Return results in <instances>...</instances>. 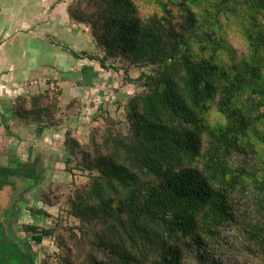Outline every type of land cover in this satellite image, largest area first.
Listing matches in <instances>:
<instances>
[{
  "label": "trees",
  "instance_id": "16d2710c",
  "mask_svg": "<svg viewBox=\"0 0 264 264\" xmlns=\"http://www.w3.org/2000/svg\"><path fill=\"white\" fill-rule=\"evenodd\" d=\"M69 15L102 53L88 58L125 62L141 92L88 141L66 133V171L89 178L65 198L75 223L23 226L25 241L0 220V264H38L31 246L48 239L43 264H224L213 250L238 223L236 199L264 212V0H74ZM60 95L20 96L14 114L56 128ZM249 235L264 255L262 224Z\"/></svg>",
  "mask_w": 264,
  "mask_h": 264
},
{
  "label": "crops",
  "instance_id": "0c3cea01",
  "mask_svg": "<svg viewBox=\"0 0 264 264\" xmlns=\"http://www.w3.org/2000/svg\"><path fill=\"white\" fill-rule=\"evenodd\" d=\"M73 1L34 0V8L25 1L23 11L17 0L0 3V178L7 174L12 186L37 177L30 158H51L50 129L24 126L14 114L17 98L48 90L50 80L84 107L101 97L94 80L102 69L88 58L97 47L88 29L71 20ZM69 74L71 81L63 78Z\"/></svg>",
  "mask_w": 264,
  "mask_h": 264
},
{
  "label": "rangeland",
  "instance_id": "374dc122",
  "mask_svg": "<svg viewBox=\"0 0 264 264\" xmlns=\"http://www.w3.org/2000/svg\"><path fill=\"white\" fill-rule=\"evenodd\" d=\"M17 1L22 11L23 6H26L25 1L29 2L30 7L34 6V0ZM11 2L12 0H0L1 4ZM18 10L20 11V7ZM33 10L35 11V9ZM88 32L91 34V30L88 29ZM97 54L102 56V53L97 52ZM98 65L101 67L99 62ZM126 66L127 64L123 61H111L106 64L107 69L101 67L100 74L103 76L94 80L97 88H100L101 97L97 101L93 100L87 103V107H84L82 102L77 99H68V94H64L63 89L52 80L47 82L48 90L61 94L60 105L62 107V115L59 119L60 126L50 129L49 132L51 133V145L49 147L51 158H34V160L30 158L28 166L36 168L37 177L33 180L28 179L29 181L17 179L12 183L13 186L6 184L0 190V220L7 229L12 226L16 237L28 241L29 238L22 232L23 226L27 225L51 228L55 226L56 222L63 227L72 226L75 223L69 216L65 198L72 192L73 188L88 183L89 178L87 174L80 171L75 170L73 174L66 171L65 162L69 156L64 143L66 133L69 130L74 131L81 140L88 141L93 130L102 127L98 118L105 114V111H108L115 119H125L123 107L132 96L141 92L125 80L123 68ZM129 74L131 79H137L140 71L131 69ZM63 78L71 81L73 76L69 74ZM103 86L110 87L104 89ZM73 101L82 104V107H79L81 113L74 115V108V110H70L72 115L66 117L64 112L67 111L68 105ZM100 107H102V111ZM47 197H50V200ZM39 211L43 214H40ZM236 212L238 223L234 224L233 228L223 232L220 247L218 250H213L214 255L221 260L223 259L224 264H264V255L257 247L251 246L249 235L252 226L257 223H261L264 228V212L260 210L253 198L236 199ZM12 217L13 220L10 221ZM248 246L251 247V251ZM31 251L38 264H43L48 256L57 251V247L53 240L48 239L40 246L32 245Z\"/></svg>",
  "mask_w": 264,
  "mask_h": 264
}]
</instances>
